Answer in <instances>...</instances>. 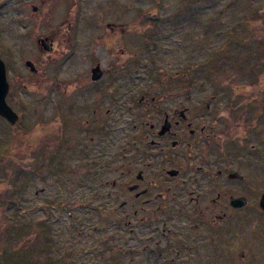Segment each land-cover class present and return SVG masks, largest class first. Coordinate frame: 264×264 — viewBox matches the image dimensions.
<instances>
[{"label": "flooded vegetation", "instance_id": "af4514ba", "mask_svg": "<svg viewBox=\"0 0 264 264\" xmlns=\"http://www.w3.org/2000/svg\"><path fill=\"white\" fill-rule=\"evenodd\" d=\"M39 2L24 19L31 28L43 23L25 70L0 56L18 123V91L42 84L53 116L43 142L80 149L94 176L88 205L108 224H123L126 240L139 235L147 260L227 264L249 256L233 234L254 213V121L241 116L249 114L241 103L247 94L229 82L220 95L197 97L188 74L165 77L153 54L144 63L139 48L132 52L118 34L125 25L83 29L77 16L55 22L47 1Z\"/></svg>", "mask_w": 264, "mask_h": 264}, {"label": "rangeland", "instance_id": "374dc122", "mask_svg": "<svg viewBox=\"0 0 264 264\" xmlns=\"http://www.w3.org/2000/svg\"><path fill=\"white\" fill-rule=\"evenodd\" d=\"M46 1L55 22L67 19L69 24L77 16L83 29L125 25V32H118L124 44L132 52L139 48L144 63L153 54L165 77L188 74L197 97L220 95L226 92L220 86L229 82L240 88L233 91L247 94L241 103H249V114L241 116L246 123L254 121L249 134L254 213L233 234L249 256L226 261L264 264V212L259 207L264 194V0ZM32 5L40 6L39 0H0V56L13 71L25 70L23 60L33 55L32 36L43 29L42 21L32 28L24 21ZM42 89L36 84L30 93L18 91L23 102L17 106L19 123L0 118V264H160L143 257L139 235L126 240L123 224H108L104 213L88 205L94 196L84 194L95 188L94 176L80 149L59 139L43 142L50 131L44 124L53 116H48ZM5 249L14 255L4 258Z\"/></svg>", "mask_w": 264, "mask_h": 264}, {"label": "water", "instance_id": "95a60500", "mask_svg": "<svg viewBox=\"0 0 264 264\" xmlns=\"http://www.w3.org/2000/svg\"><path fill=\"white\" fill-rule=\"evenodd\" d=\"M32 66V64H28ZM10 90V85L7 79V70L4 61L0 58V116L5 118L10 124L15 125L19 116L8 105L6 98ZM260 209L264 212V194L259 203Z\"/></svg>", "mask_w": 264, "mask_h": 264}, {"label": "trees", "instance_id": "16d2710c", "mask_svg": "<svg viewBox=\"0 0 264 264\" xmlns=\"http://www.w3.org/2000/svg\"><path fill=\"white\" fill-rule=\"evenodd\" d=\"M15 252H10L8 249H5V252H3V256L4 258L6 257L7 259L9 258L10 255H14ZM25 257V255H24ZM3 258V257H2ZM2 262V260H1ZM9 264H15V262L13 263L12 260L9 261ZM38 264H42V263H38Z\"/></svg>", "mask_w": 264, "mask_h": 264}]
</instances>
